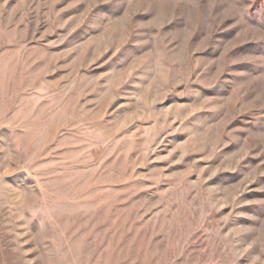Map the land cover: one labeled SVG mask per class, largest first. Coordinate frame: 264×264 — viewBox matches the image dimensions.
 Here are the masks:
<instances>
[{"label":"rangeland","instance_id":"1","mask_svg":"<svg viewBox=\"0 0 264 264\" xmlns=\"http://www.w3.org/2000/svg\"><path fill=\"white\" fill-rule=\"evenodd\" d=\"M0 264H264V0H0Z\"/></svg>","mask_w":264,"mask_h":264}]
</instances>
